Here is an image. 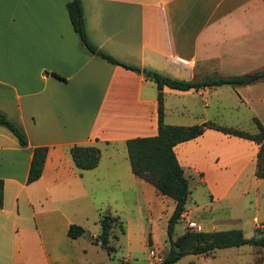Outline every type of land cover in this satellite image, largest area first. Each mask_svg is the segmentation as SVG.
<instances>
[{"label": "crops", "instance_id": "obj_1", "mask_svg": "<svg viewBox=\"0 0 264 264\" xmlns=\"http://www.w3.org/2000/svg\"><path fill=\"white\" fill-rule=\"evenodd\" d=\"M66 1L0 0V112L27 140L19 144L0 124V264H89L86 245L77 241L86 237L98 244L93 238L99 228L90 231L85 223L98 217L97 210L122 220L117 239L135 228L144 231L142 206L149 213L155 206L154 217L163 216L165 222L173 207L170 197L132 173L125 148V138L156 132L154 82L84 48ZM81 5L89 40L124 62L185 79L253 75L264 66V0H81ZM162 94L168 124L238 127L222 111L242 106L252 124L247 131L256 129L252 116L264 126V78L188 89L163 85ZM72 144L97 146V164L77 167L69 152ZM35 145H46V156L40 175L26 182ZM257 148L252 139L214 126L175 143L188 184L197 177L207 191L205 201L184 209L180 217H189L202 230L238 219L231 211L218 216L216 203L251 201L250 193L264 179L254 174ZM97 191L99 199L94 198ZM258 218L254 213L253 227ZM71 222L84 232L69 237ZM146 233L148 253L162 254L166 237L157 241ZM216 251L185 254L191 255L186 262L215 264Z\"/></svg>", "mask_w": 264, "mask_h": 264}, {"label": "trees", "instance_id": "obj_2", "mask_svg": "<svg viewBox=\"0 0 264 264\" xmlns=\"http://www.w3.org/2000/svg\"><path fill=\"white\" fill-rule=\"evenodd\" d=\"M66 11L73 30L78 35L80 43L89 52L96 54L109 62L122 65L125 68L140 72L145 78L151 79L156 87V132L151 135H137L125 138V148L130 170L136 176L152 184L157 191L173 200V207L166 219V249L159 260H152L151 264H175L182 255L210 254L213 250L222 247L250 244L264 248V235L256 229L252 235H244L240 228H227L215 230H202L185 228L181 233L173 236L174 225L179 220L185 209L189 193L188 180L182 167L178 163L173 145L179 141L192 138L200 134L206 126H214L225 133H230L252 139L258 144L254 174L256 177L264 176V126L256 116H252L255 131H247L233 126H216L210 122L192 123L187 125L168 124L163 121V94L162 86L167 85L177 89L198 88L201 86L237 84L243 81L241 75L206 76L201 79H185L169 75L157 69L139 66L124 62L108 52L103 51L93 44L85 31L84 15L81 0H68L65 3ZM255 78H264V66L253 72ZM0 124L7 127L16 137L19 144L26 145L24 131L0 112ZM46 145H35L31 148L28 170L25 181L36 179L42 170L46 156ZM69 152L74 164L79 168L94 167L99 158V148L91 144H72ZM3 181L0 178V205L2 204ZM99 231L93 240L107 253L115 251V246L110 242L114 225L123 231L122 220L108 211L98 215ZM84 232L82 225L71 222L66 233L69 237H76ZM147 243H150L149 238ZM121 264H127L121 261Z\"/></svg>", "mask_w": 264, "mask_h": 264}, {"label": "rangeland", "instance_id": "obj_3", "mask_svg": "<svg viewBox=\"0 0 264 264\" xmlns=\"http://www.w3.org/2000/svg\"><path fill=\"white\" fill-rule=\"evenodd\" d=\"M226 116L236 120L238 125H240L238 127H242V129L248 130L252 125L249 120L246 119L245 109L242 106L225 109V112L222 111V117L225 118ZM188 185L190 193H188L185 210L189 209L190 206H194L195 203H202L207 198V191L202 185L198 183L197 177H191L189 179ZM101 194L102 193H100L99 191L94 192V198L99 199L98 196H100ZM250 196L251 201H246L247 204L245 205L243 198H238L234 201L230 200L228 203L227 201H221L216 203V213L218 216H224L227 214V211H231L232 213L238 215L239 218L228 221H226V219L218 221L217 226L213 230L240 228L242 229L244 235L249 236L255 233V229L263 228L261 234L264 235V219L261 220L260 218L261 216H264V179L262 183H260L257 191L255 193L251 192ZM140 201L141 203L143 202V196L140 197ZM151 203L153 204V202ZM154 208L155 206L151 207L149 213L148 207L142 206V212L144 217L142 227L145 228L144 231L137 232L136 228L134 226H131L135 229L133 232H130L129 237L118 236L117 239H114L113 237L111 238L112 244H114L115 246V251L112 253H107L104 249L99 246V244L89 242L86 237H83V239L79 238L77 242L86 245V252L84 255L86 259L85 263L121 264V259L125 258L128 260V264H148L149 259L151 258L153 260V258L152 254L150 255V250L148 253V248L146 247L147 245H145L144 243V237H146L147 234L146 232H149L150 235L153 236V239L157 241H161L166 237L165 218L163 216L155 218L154 213L158 211ZM97 211L101 212L100 210ZM164 212L162 211V213L160 214L163 215ZM254 213H256V215L259 217V221L257 223L258 225H255L253 227L252 216L254 215ZM93 214L95 216V213ZM97 218H88V220L85 222L86 227H88L90 231H96L99 228ZM191 221L192 220L187 216L183 215L182 217H180L174 225L173 236L175 237L176 235L181 233L185 228L188 227L193 229H202L201 226L197 223H194L195 225H191ZM113 230V233L118 234L119 227L114 225ZM216 250L217 251L215 264H252L253 261L256 264H260V262L264 260V248H261L259 246H253L250 244L222 247L217 248ZM162 251L164 252V249H162ZM157 253L161 255L160 251H158ZM186 256L191 255L183 256L177 262H175V264H187Z\"/></svg>", "mask_w": 264, "mask_h": 264}, {"label": "water", "instance_id": "obj_4", "mask_svg": "<svg viewBox=\"0 0 264 264\" xmlns=\"http://www.w3.org/2000/svg\"><path fill=\"white\" fill-rule=\"evenodd\" d=\"M243 81L246 83L253 79V75L250 73L242 74Z\"/></svg>", "mask_w": 264, "mask_h": 264}, {"label": "built area", "instance_id": "obj_5", "mask_svg": "<svg viewBox=\"0 0 264 264\" xmlns=\"http://www.w3.org/2000/svg\"><path fill=\"white\" fill-rule=\"evenodd\" d=\"M190 224H191V225H195L194 222H192V221L190 222ZM197 228H198V225H197ZM150 253L152 254V258H153V260H159L160 255H157V254H156L155 252H153V251H151Z\"/></svg>", "mask_w": 264, "mask_h": 264}]
</instances>
